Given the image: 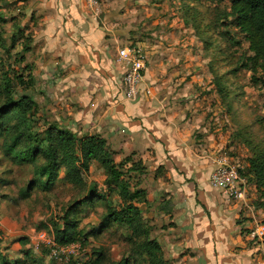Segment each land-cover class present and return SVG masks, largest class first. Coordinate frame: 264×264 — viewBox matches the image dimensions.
<instances>
[{
	"label": "crops",
	"instance_id": "0c3cea01",
	"mask_svg": "<svg viewBox=\"0 0 264 264\" xmlns=\"http://www.w3.org/2000/svg\"><path fill=\"white\" fill-rule=\"evenodd\" d=\"M34 4V61L44 76L54 78L53 91L66 97L67 111L58 114V125L79 136L106 137L115 162L124 156L129 159L125 166L142 160L146 172L136 173L150 176L138 185L147 193L141 207L156 227L153 236L167 264H264V241L253 237L254 192L249 188L245 201L210 184L219 157L211 147L216 143L209 142L213 134L200 123L203 112L192 113L190 104L183 102L197 96L188 90L197 76L190 78L188 72L208 76L203 61L190 59L198 57L195 39L207 53L208 39L187 31L179 42L181 27L171 28L173 23L156 15L154 6L148 14L153 24L165 23V29L152 30L153 37L136 32L133 27L141 20L137 0ZM139 42L147 49L148 65L141 90L130 98L122 81L125 66L117 55L120 47ZM205 79L199 76L196 82L208 83ZM199 128L204 138L198 141ZM256 186L253 190L258 191Z\"/></svg>",
	"mask_w": 264,
	"mask_h": 264
},
{
	"label": "rangeland",
	"instance_id": "374dc122",
	"mask_svg": "<svg viewBox=\"0 0 264 264\" xmlns=\"http://www.w3.org/2000/svg\"><path fill=\"white\" fill-rule=\"evenodd\" d=\"M137 1L139 5L136 13L141 20L133 27L136 32L151 37L152 30L165 29V23L153 24L150 18L152 14H148V9L154 6L156 15H163L162 20L169 18L173 23L171 28L181 27L183 33L178 35L179 42H182L187 31L191 35L199 32L208 39V53L200 44L197 46L195 39L193 47L198 57H192L195 60L190 58L191 61H203L208 76L202 75L203 72L194 74L193 70L187 74L190 78L205 77L208 83L196 82L197 77H194L193 90L192 85L188 90L197 96L190 95L192 97L183 102L190 104L194 111L192 113H197L194 109L203 112L200 123L207 127V133L213 134L214 139L209 142L216 143L211 146L214 147V155L220 157L227 154L244 166L247 187L254 192L252 202L255 218L264 220V188L258 187L247 168L251 157L264 152V87L256 80L258 74L253 79L252 71L245 65L248 42L230 24L229 18L221 21L222 17H219L217 20L216 10L222 11L229 0H195L199 14L193 9L189 10L186 5L190 3L185 0ZM34 6V0H0V108L11 99H18L24 94L32 95L36 104L31 111L33 127L36 135L42 137V131L47 126L60 124L58 114L66 113L67 103L66 97L62 98L53 91L54 78L44 76L46 72L40 70L34 61L36 52L31 51L35 44L31 30L37 11ZM172 41L176 42L177 39L173 38ZM19 77L24 79L25 84L19 81ZM192 98H195L194 102H191ZM195 136L198 141L203 139L204 131L197 129ZM2 141L0 135V254L4 256L0 258V264L5 261L8 264H70L50 258L46 248L34 245L37 232L52 230L53 223L60 220L70 205L82 199L92 185H96L101 194L107 193V196L77 209L74 216L80 219V227L85 232H92L100 225L107 208L106 201L118 207L122 205L123 198L116 190L108 188L107 172L97 163L85 173L81 184L57 180L50 190L45 191L39 185L31 184L37 179L38 168L15 162L5 154ZM124 159L125 156L116 161ZM126 167H123L125 171ZM130 176L129 172H125L126 178ZM149 176H139L134 172L131 189L139 188L141 182L146 184ZM254 185H257L258 191L253 190ZM144 217L147 221L151 219L146 215ZM252 220L255 222V219ZM117 240L111 229L94 233L89 236L86 250L72 259L82 257L79 260L85 261L92 246L105 244V256L101 264H114L122 258L123 247L128 246ZM127 264L146 263L141 259L135 261L134 258Z\"/></svg>",
	"mask_w": 264,
	"mask_h": 264
},
{
	"label": "trees",
	"instance_id": "16d2710c",
	"mask_svg": "<svg viewBox=\"0 0 264 264\" xmlns=\"http://www.w3.org/2000/svg\"><path fill=\"white\" fill-rule=\"evenodd\" d=\"M187 1L190 3L186 5L189 10L193 9L199 14L195 0H185ZM215 14L218 16L217 20L219 17H222L221 21L229 18L230 24L248 42L245 65L252 71L253 79L258 74L256 80L264 87V0H229L226 7L222 11L216 10ZM19 81L25 84L22 77H19ZM35 105L32 95L24 94L18 99H11L0 108V135L3 138L4 152L15 162L38 168L37 179L31 184L39 185L45 191L50 190L57 180L81 184L85 173L96 160L107 172L108 188L116 190L123 198L122 205L118 207L106 201L107 208L100 225L92 232H85L80 227V219L74 216L77 209L107 196V193L101 194L96 185L90 186L82 199L68 207L61 216V221L53 223L56 240L59 243L80 240L85 247L89 245L90 235L111 229L119 240L117 242L128 245L123 247L122 258L114 264H127L134 258L135 261L141 259L146 264H167L162 245L153 236L156 227L145 219L141 207V203L147 200L146 189H131L133 173L146 172L142 160H134L125 171L123 167L129 159L116 163L108 151L106 137L100 134L78 136L71 129L57 123L47 126L42 131V137L37 136L31 114ZM62 168L63 176L60 175ZM247 168L258 187L263 189L264 152L251 157ZM125 172H129L131 176L126 178ZM104 248L105 244L92 246L87 260H79L81 257L71 259L68 263L101 264L105 256ZM0 258L3 259L4 256L0 254ZM2 264H8V261Z\"/></svg>",
	"mask_w": 264,
	"mask_h": 264
},
{
	"label": "built area",
	"instance_id": "2783aa9c",
	"mask_svg": "<svg viewBox=\"0 0 264 264\" xmlns=\"http://www.w3.org/2000/svg\"><path fill=\"white\" fill-rule=\"evenodd\" d=\"M93 4L96 0H86ZM117 60L124 63L122 81L126 88L127 96L135 98L141 90L145 70L148 65L146 47L139 43L125 45L119 48ZM149 93L150 89L146 88ZM244 166L239 161L227 154L216 159V167L210 175V184L221 189L228 197L249 200L247 178L243 174ZM253 237L264 241V220H255ZM34 245L48 250L50 258L69 262L73 257L80 256L86 247L80 240L59 243L53 230H40L35 235Z\"/></svg>",
	"mask_w": 264,
	"mask_h": 264
}]
</instances>
